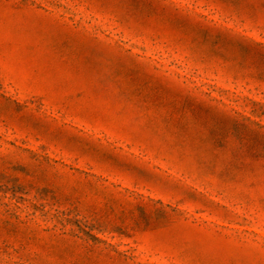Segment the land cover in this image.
Listing matches in <instances>:
<instances>
[{
	"label": "rangeland",
	"instance_id": "1",
	"mask_svg": "<svg viewBox=\"0 0 264 264\" xmlns=\"http://www.w3.org/2000/svg\"><path fill=\"white\" fill-rule=\"evenodd\" d=\"M0 264H264V0H0Z\"/></svg>",
	"mask_w": 264,
	"mask_h": 264
}]
</instances>
